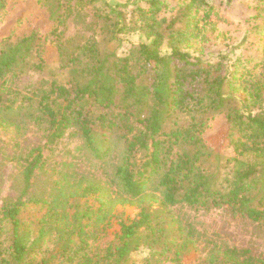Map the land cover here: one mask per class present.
<instances>
[{
  "label": "trees",
  "instance_id": "16d2710c",
  "mask_svg": "<svg viewBox=\"0 0 264 264\" xmlns=\"http://www.w3.org/2000/svg\"><path fill=\"white\" fill-rule=\"evenodd\" d=\"M22 1L0 0V25ZM35 1L48 14V34L19 15L0 36V127L18 137L33 124L45 145L68 131L102 172L113 162L104 178L76 175L71 190L73 176L63 173L44 196L30 195L45 165L42 147L14 156L23 161L22 188L0 205V264H184L192 255L193 264H264L248 247L204 238L185 212L225 209L264 221V23L253 25L264 20V0H251L255 12L244 21L253 39L229 69L209 56L232 45L221 26L234 23L224 9L234 0H135L129 17L125 4L102 0L97 37L49 79L19 88L22 76L51 68L49 44L61 58L59 28L71 9L70 0ZM133 32L140 37L118 54L111 44ZM219 114L227 154L205 137ZM116 203L138 212L101 244Z\"/></svg>",
  "mask_w": 264,
  "mask_h": 264
},
{
  "label": "rangeland",
  "instance_id": "374dc122",
  "mask_svg": "<svg viewBox=\"0 0 264 264\" xmlns=\"http://www.w3.org/2000/svg\"><path fill=\"white\" fill-rule=\"evenodd\" d=\"M108 2L125 4L122 8L126 10L129 17L130 11L133 9L135 0H107ZM139 1V0H138ZM247 4H244V3ZM103 4L102 0H98L95 7L80 4L76 0H70V13L65 17L59 30L61 36L59 42L62 43L61 58L55 46L49 44L47 47L46 58L51 63V68L45 70L44 73H29L22 76L17 81L19 88H24L32 82L42 79H49L57 65L65 62L69 57L75 55L79 45L88 39L96 38L98 31V23L95 20V8ZM257 2L251 0H234L226 2L224 9L231 16L234 23L231 25H222V30H228L232 35V45L227 48H221L220 52H215L209 56L213 61L222 60L227 65L234 61L235 57L242 51L244 43L247 39H253V25L262 24L264 20L258 19L252 26L245 23V17L255 12L252 7ZM264 4L262 5V7ZM13 14L8 20L0 25V36L10 29L19 15L27 18L23 25L32 23L44 35H47L51 24L48 19L47 12L40 7L35 0H24L13 9ZM264 16V15H263ZM140 35L136 32L120 35V42L111 44L116 47L118 54L124 53L129 47L128 41H134ZM50 41V37L47 38ZM244 43V44H243ZM166 48L162 46V50ZM64 79L65 74L56 73L53 77ZM264 106V103H263ZM227 122L223 114H219L213 121V127L205 133V137L210 144L223 153H229L230 148L227 144ZM45 138L42 129L27 123L26 127L18 137L7 130L0 127V205L6 199L15 198L21 191V165L14 156L18 154L25 157L31 148L42 147V153L45 158V165L35 178L30 189V195L51 194L54 182L61 178L63 173L72 175L70 178L69 190L76 186V175H83L87 180H94V177L105 176L104 172H108L112 168L113 160H109L106 164L104 172L100 167L96 166L94 159L89 151L80 149L81 141L77 137H73L66 131L65 135L59 138L52 145H45ZM121 144L115 146V152H118ZM92 197L89 201L92 202ZM138 208L134 204L116 203L111 208V214L114 215L111 225L101 237L99 243L104 244L113 239L114 234L119 229V221L121 219H132L136 216ZM187 216L192 220L200 235L207 239L225 242L229 245L238 247H248L255 254L264 256V221L261 223L251 221L249 219H234L225 209L204 210H185ZM200 253L204 252L202 246H199ZM195 255L187 257L184 264H193Z\"/></svg>",
  "mask_w": 264,
  "mask_h": 264
}]
</instances>
